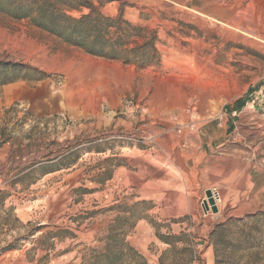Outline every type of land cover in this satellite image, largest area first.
Listing matches in <instances>:
<instances>
[{
	"label": "rangeland",
	"instance_id": "1",
	"mask_svg": "<svg viewBox=\"0 0 264 264\" xmlns=\"http://www.w3.org/2000/svg\"><path fill=\"white\" fill-rule=\"evenodd\" d=\"M100 11L121 13L129 49L150 43L147 61L0 14V264H106V248L108 264H215L220 227L227 264H264V0ZM11 84L30 96L6 100Z\"/></svg>",
	"mask_w": 264,
	"mask_h": 264
},
{
	"label": "trees",
	"instance_id": "2",
	"mask_svg": "<svg viewBox=\"0 0 264 264\" xmlns=\"http://www.w3.org/2000/svg\"><path fill=\"white\" fill-rule=\"evenodd\" d=\"M96 1L98 6L94 5L93 0H0V14L13 20H25L31 26L94 56L122 60L126 64L147 61L148 52L153 50V47L148 45L149 42L139 48L129 49V39L132 36L129 24L122 21L121 13L115 18L102 14L100 7L108 0ZM73 13L79 15L75 16ZM133 30L138 31L137 28ZM0 66L6 69L12 65L1 63ZM256 225L254 221L245 235L250 243L256 240ZM223 231L220 227L212 233L215 264H227L226 262L235 259L233 255L236 247L223 239ZM246 238L244 244L249 243ZM106 250L108 264L115 252L109 248ZM219 255L224 260H220ZM255 258L250 259L251 263L260 264V258Z\"/></svg>",
	"mask_w": 264,
	"mask_h": 264
},
{
	"label": "crops",
	"instance_id": "3",
	"mask_svg": "<svg viewBox=\"0 0 264 264\" xmlns=\"http://www.w3.org/2000/svg\"><path fill=\"white\" fill-rule=\"evenodd\" d=\"M20 89H22V86H19V84H11V85H9L6 88V100H9V101H17V100H20V99H25L26 100L28 98V96H30V93L29 92L26 93V92L20 91ZM232 113L235 114L236 111L232 110ZM224 131L227 132L226 129ZM206 137L209 138V133L205 132L203 136H200L198 134L196 136V138L193 139L194 142H190L189 139H188V140L185 141L186 142L185 144H187V142L189 144H209V143L211 144V141L209 143L207 141H205ZM221 144H237V143H235L233 141H230V140H225Z\"/></svg>",
	"mask_w": 264,
	"mask_h": 264
},
{
	"label": "bare ground",
	"instance_id": "4",
	"mask_svg": "<svg viewBox=\"0 0 264 264\" xmlns=\"http://www.w3.org/2000/svg\"><path fill=\"white\" fill-rule=\"evenodd\" d=\"M244 11V10H243ZM261 12V11H260ZM248 12L246 11L245 12V14H247ZM259 14H261V13H259ZM259 14L257 13V15L259 16ZM235 16L234 17H232V20L230 21V23H231V25L233 26V27H236V28H238L239 26H241L242 25V22L240 21V19H241V15L239 14V13H236V14H234ZM245 18H246V16H245ZM243 19H244V17H243ZM242 20V19H241ZM243 21V20H242ZM247 27V26H246Z\"/></svg>",
	"mask_w": 264,
	"mask_h": 264
},
{
	"label": "built area",
	"instance_id": "5",
	"mask_svg": "<svg viewBox=\"0 0 264 264\" xmlns=\"http://www.w3.org/2000/svg\"><path fill=\"white\" fill-rule=\"evenodd\" d=\"M210 196H211V200L213 201L214 205H216V203L220 201V196L215 189L210 190Z\"/></svg>",
	"mask_w": 264,
	"mask_h": 264
}]
</instances>
